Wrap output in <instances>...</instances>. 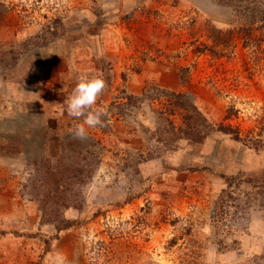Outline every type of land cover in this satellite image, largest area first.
Listing matches in <instances>:
<instances>
[{
    "label": "rangeland",
    "instance_id": "obj_1",
    "mask_svg": "<svg viewBox=\"0 0 264 264\" xmlns=\"http://www.w3.org/2000/svg\"><path fill=\"white\" fill-rule=\"evenodd\" d=\"M0 264H264V0H0Z\"/></svg>",
    "mask_w": 264,
    "mask_h": 264
},
{
    "label": "clouds",
    "instance_id": "obj_2",
    "mask_svg": "<svg viewBox=\"0 0 264 264\" xmlns=\"http://www.w3.org/2000/svg\"><path fill=\"white\" fill-rule=\"evenodd\" d=\"M106 82L102 76L80 75L69 95L61 104L69 116L82 118L83 124L88 127H104L105 121L102 119L104 110L93 106L96 105L98 97L104 92ZM77 138H85V128L77 124L74 130Z\"/></svg>",
    "mask_w": 264,
    "mask_h": 264
}]
</instances>
